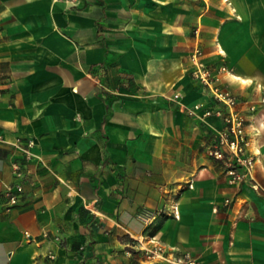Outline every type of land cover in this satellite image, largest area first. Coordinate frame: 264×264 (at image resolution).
Listing matches in <instances>:
<instances>
[{
  "label": "crops",
  "instance_id": "0c3cea01",
  "mask_svg": "<svg viewBox=\"0 0 264 264\" xmlns=\"http://www.w3.org/2000/svg\"><path fill=\"white\" fill-rule=\"evenodd\" d=\"M196 47L259 104L264 185V0H0V264H146L157 243L264 264V195L207 151L225 124L206 114L220 105L192 75ZM15 163L28 179L11 206Z\"/></svg>",
  "mask_w": 264,
  "mask_h": 264
},
{
  "label": "built area",
  "instance_id": "2783aa9c",
  "mask_svg": "<svg viewBox=\"0 0 264 264\" xmlns=\"http://www.w3.org/2000/svg\"><path fill=\"white\" fill-rule=\"evenodd\" d=\"M192 58L193 77L211 93L214 105H220L218 109H208L206 114L217 113L225 124L223 130L208 145L209 155L220 164L231 184L238 186L248 182L253 189L264 195V185L254 175L257 157L248 148L250 135L247 131L249 116L257 111L259 104L257 102L248 103L247 100L240 99L238 94L224 83L223 73L232 71L226 64H209L201 57L200 47L195 48ZM1 96L2 87L0 86V98ZM179 98V92H176L172 97L177 101ZM262 101L264 102V97ZM247 103V108L244 109L243 104ZM181 106L184 107L183 104ZM195 108L191 110L194 111ZM2 142H5V138L0 133V143ZM15 144L17 148L21 149L24 158L30 159L33 156L32 147L35 144L33 139L19 138ZM13 174L15 182L6 190L8 203L11 206L18 204L20 196L25 190L24 182L28 179L27 173L20 163L14 164ZM239 201L238 197H226L224 202L226 206H234ZM173 208L174 214L178 216V206L174 205ZM146 214H141V217L145 218ZM140 250L145 254L146 264H201L188 252L181 255L169 253L166 247L160 243L142 247Z\"/></svg>",
  "mask_w": 264,
  "mask_h": 264
}]
</instances>
